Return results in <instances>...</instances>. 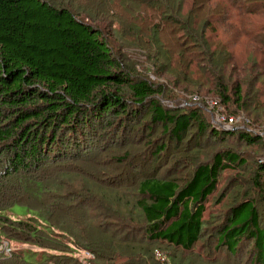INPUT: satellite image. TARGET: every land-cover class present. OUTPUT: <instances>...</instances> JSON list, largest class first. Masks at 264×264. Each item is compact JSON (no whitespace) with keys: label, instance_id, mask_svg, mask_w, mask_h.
Returning a JSON list of instances; mask_svg holds the SVG:
<instances>
[{"label":"trees","instance_id":"16d2710c","mask_svg":"<svg viewBox=\"0 0 264 264\" xmlns=\"http://www.w3.org/2000/svg\"><path fill=\"white\" fill-rule=\"evenodd\" d=\"M151 1L0 0V231L13 242L56 252L37 253L31 261L20 249L0 256V264H77L80 254L68 255L75 249L85 264H154V252L161 249L138 246L144 239L191 251L215 233L238 263L246 254L245 264H264V154L249 165L240 151L226 146L198 155L179 175L175 170L188 159L181 156L163 177L139 166L143 154L154 163L167 150L162 143L135 153L144 135L128 136L148 116L177 145L192 134L236 135L247 146L263 139L247 127L217 131L185 100L177 108L162 103L159 97L170 98V79L163 74L174 71L176 85H211L225 106L244 109L248 94L246 79L224 73L226 51L210 47L206 22L194 25L191 9L184 16L183 0ZM144 5L146 13L139 11ZM133 19L136 24L129 25ZM256 37L264 40L261 32ZM207 60L210 67L204 69ZM192 102L198 104L194 97ZM199 141L191 156L200 152ZM130 170L135 175H126ZM226 170L244 174L242 182L234 181L243 188L233 185L226 212L205 218L206 203ZM15 204L25 205L29 216L5 213ZM75 215L87 222L77 238ZM87 215L98 223L92 226ZM65 236L80 246L70 247Z\"/></svg>","mask_w":264,"mask_h":264},{"label":"rangeland","instance_id":"374dc122","mask_svg":"<svg viewBox=\"0 0 264 264\" xmlns=\"http://www.w3.org/2000/svg\"><path fill=\"white\" fill-rule=\"evenodd\" d=\"M78 1L81 2L84 0ZM155 1L156 0H152L151 3H155ZM131 4L134 5L135 3L133 2ZM145 9L147 10V5H144V7L141 6L139 11L146 13L147 11ZM149 9L152 11V7ZM189 9L192 11L189 15L190 20L194 23V25H202L205 22L207 23L205 27V37L208 39L210 47L216 52L226 51L224 56V73H227V77L229 75H233V79H246L244 84V94H248V96H246L244 101V109L234 105L233 103H229L226 105L227 107L222 105L219 102V96L215 91L211 90V85L204 87L192 85L189 86L188 89L184 84L176 85L173 82L176 77V73H174L175 71L163 74L164 78H162L166 80L170 79V83L167 86L170 91L168 93L170 98H159L162 103L168 107H180L182 102H184L183 100L187 101L191 107L198 106L203 111V117H206L210 123L212 122L211 127L220 132L227 130L216 126L213 122V118L218 116V113L226 115L227 111L239 112L238 115H232L240 119V122L237 123V125H234L235 128L240 129L247 127L246 129L248 131L254 133L255 135H261L263 139L256 142L254 145L247 146L246 143H240L238 139L239 137L236 135L221 134L222 138H215L210 135H206L205 137H195L194 134H192L185 143L177 145L168 137L163 136V128L161 125L151 123L148 116L145 120L147 124L145 122H142L140 124L141 126L134 124L136 127L132 131L133 133L131 134L130 132V135L128 136L134 137L135 134L138 136H141L140 134L144 135L141 136L142 141H137V150L135 153L139 154L142 152L143 154L148 148H150V151H154L162 143L167 145V150L159 154V157L154 163L147 162V156L149 153L143 154L147 156L145 157V160H142L144 163L139 164V166L144 165L142 171L145 172V174L147 172H155V175L160 177H163L164 174L168 175L170 169L174 167V161L181 156V159H188L184 160L182 166L178 167L175 171H179V175L185 174L187 172L186 166L189 164L194 165L195 161L193 160L198 159V155L201 158H205L206 156H211L213 150H220L226 146L235 147L237 151H240L241 155L248 159L249 165L254 164L258 160V157L264 154V40H257L256 37V34L260 32L264 35V1L183 0L182 12L184 16H186ZM250 11H252V13ZM120 12H123L125 15L128 14L125 9L122 11L120 10ZM222 12L224 13L222 14ZM109 21H111V18L108 16L105 19V23H109ZM136 22L133 19L129 25L131 23L136 24ZM197 50H199V48H197ZM138 51L140 52V50ZM142 55L144 56L145 54ZM207 66H209L208 60L204 63V69ZM181 67L184 69L185 66L181 65ZM170 68H172V70L176 69L174 63L171 64ZM253 68L256 69L255 72H260L262 74L256 75ZM250 71H252V75H246L247 73H250ZM149 75H152V77H154L153 79L156 77L152 72ZM190 78H195V76H191ZM207 78H213V75H206V79ZM197 94L204 96V98L201 100L199 98L200 96ZM192 97L196 99L198 104L192 102ZM250 121L251 124L248 126L247 124L250 123ZM240 124H243V127L240 126ZM150 139L154 141L153 145L151 143H147ZM197 141L201 143L202 147L200 148V152L195 154L197 156H191V152H194V150L197 149L192 148ZM141 155L139 158H142ZM131 172L133 173L131 170L129 172L127 171L126 175L133 176L130 174ZM239 172V170H226L223 172L214 198L210 202L208 201L206 203L207 208L204 213L205 218H208L213 213L222 215V213L226 212L227 203L230 200L229 194L234 188V181L242 182V178L244 177V174H240ZM133 174L135 175V173ZM138 176L140 175L137 173V177ZM235 185H239L241 187L240 183ZM134 188L136 187L134 186ZM242 188L243 185L241 190ZM249 189L251 190V188ZM223 190L227 194L220 198V193H222ZM233 192H235V190H233ZM254 195L255 194H253V196ZM216 198L220 199V202H218ZM89 208L93 209V206H90ZM29 212L30 210L25 205L21 204H15L9 210L5 211V213H7L10 217L17 218H22L20 217L22 215L26 218L29 216L27 215ZM97 213H94V215H97ZM89 216L90 215H87L86 219L90 220V224L92 226L98 223ZM79 217V215H75V219L72 223V233L75 235V238L79 237V234H84L86 232L80 226L83 224L87 225V222L82 221ZM69 227H71V225H69ZM1 235L2 233L0 231V236ZM64 241H69L70 247L74 245L80 246L77 245L75 240H72L71 238L69 239L67 236L64 237ZM12 244L14 246L16 245V251L21 249L20 251H23L25 257L31 261H35L39 258L37 253L41 254L44 251L50 254L56 253L51 249H41L39 246H34L30 242L26 243L16 240ZM138 246H143L147 250L152 249L153 247H159L161 249L154 252L155 256H153L151 260L154 264H205L204 261L208 260H210L211 264H228L230 262H233L232 264H235V262H237V264H245L247 261V255L245 254L241 258V262L238 263L236 255L229 254L226 247L218 244V236L216 233L213 237L203 236L200 241L194 245L191 251L183 250L180 247H172L163 242H148L145 239ZM73 252L74 254L68 253V255H74L75 257L80 254L77 264H85L83 258V261L81 260L83 254L79 252L75 253L76 249L73 250Z\"/></svg>","mask_w":264,"mask_h":264},{"label":"built area","instance_id":"2783aa9c","mask_svg":"<svg viewBox=\"0 0 264 264\" xmlns=\"http://www.w3.org/2000/svg\"><path fill=\"white\" fill-rule=\"evenodd\" d=\"M218 116L213 118V122L216 126L226 129V130H231L234 129L237 123L240 122V119L238 117L232 116V115H222V114H217ZM260 162H264V158L260 159ZM16 250V246H14L11 242V240L0 236V255L2 257H11L14 254V251ZM86 254L90 256L91 258L94 257L93 254H91L89 251H86ZM5 255V256H4ZM91 264V263H88Z\"/></svg>","mask_w":264,"mask_h":264},{"label":"clouds","instance_id":"9594fccd","mask_svg":"<svg viewBox=\"0 0 264 264\" xmlns=\"http://www.w3.org/2000/svg\"><path fill=\"white\" fill-rule=\"evenodd\" d=\"M16 251V250H15ZM15 251H14V253H15ZM1 256V255H0ZM13 256V255H12ZM2 257V256H1Z\"/></svg>","mask_w":264,"mask_h":264}]
</instances>
